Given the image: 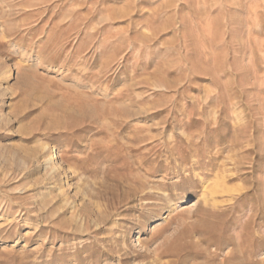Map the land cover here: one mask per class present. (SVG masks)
<instances>
[{"label": "rangeland", "instance_id": "1", "mask_svg": "<svg viewBox=\"0 0 264 264\" xmlns=\"http://www.w3.org/2000/svg\"><path fill=\"white\" fill-rule=\"evenodd\" d=\"M95 262L264 264V0H0V264Z\"/></svg>", "mask_w": 264, "mask_h": 264}, {"label": "bare ground", "instance_id": "2", "mask_svg": "<svg viewBox=\"0 0 264 264\" xmlns=\"http://www.w3.org/2000/svg\"><path fill=\"white\" fill-rule=\"evenodd\" d=\"M8 70H9V68H8ZM56 155L55 154H51L49 157H48V160H50V161H52L53 163H54V165L55 166H58V167H61L60 166V164L58 163V161H56ZM56 168V167H55ZM57 169V168H56ZM137 183H138V185L137 186H135V187H133V188H131V190L130 191H133V193L134 194H136V193H139V194H141V197H145V198H150V197H152V196H155V197H158L160 194L158 193H150L151 191H149V192H146L145 191V187L143 188V186H144V184H142L141 183V180L140 179H138L137 180ZM214 189V188H213ZM215 189H216V187H215ZM215 189H214V191H215ZM218 189V188H217ZM216 189V190H217ZM145 191V192H144ZM204 191H207V190H204ZM154 192V191H153ZM163 192H165V191H163ZM212 195L214 194V193H211ZM202 195V194H201ZM163 196H165V198L166 199H168V203L169 202H171V200L175 197L174 195H172L171 194V198H168V193H165V194H163ZM174 196V197H173ZM207 196H208V194H207ZM212 198V197H211ZM210 198V199H211ZM199 199H200V197H199ZM213 199V198H212ZM201 200H203V199H201ZM207 201V200H206ZM209 201V200H208ZM195 202V201H194ZM197 202V201H196ZM198 202H199V200H198ZM216 202V201H215ZM220 202V201H219ZM149 202H147V204H148ZM204 203H205V201H204ZM207 203V202H206ZM212 203V202H211ZM193 204H195V203H193ZM216 204H218V203H216ZM213 205V204H212ZM217 206V205H216ZM206 207H207V205H206ZM209 207V206H208ZM208 207H207V209H208ZM215 208V207H214ZM212 209H213V207H212ZM206 211V210H205ZM211 211V210H210ZM217 211V209H215V212ZM219 211V210H218ZM208 212H209V209H208ZM208 212L207 213H205V214H208ZM182 213H184V212H182ZM219 213H220V211H219ZM178 214H180V213H178ZM204 214V215H205ZM211 214V213H210ZM208 216V215H207ZM177 217H178V215H177ZM204 217H206V215L204 216ZM179 218V217H178ZM208 218V217H207ZM181 220V219H180ZM186 220V219H185ZM185 220L183 221L182 220V222L181 221H179V222H181V223H183V222H185ZM215 223V222H214ZM209 224V223H208ZM183 226V225H182ZM185 226H186V224H185ZM189 226H191V225H189ZM204 226V225H203ZM203 226L201 227L202 229H203ZM208 226V225H207ZM210 226V225H209ZM206 227V226H205ZM187 228V227H186ZM185 228V229H186ZM86 229L88 230L89 229V227L87 226L86 227ZM200 229V228H199ZM187 230V229H186ZM209 230V229H208ZM178 231V230H177ZM185 231V230H184ZM191 231H193V230H191ZM202 231V230H201ZM189 232V231H188ZM211 232H212V230H211ZM187 233V232H186ZM202 233L203 232H201V235H202ZM180 235H182V234H180ZM189 236H190V234H189ZM204 236V235H203ZM180 237V236H179ZM186 237H188V236H186ZM192 237V236H191ZM152 238V237H151ZM182 238H184L183 236H182ZM205 238V237H204ZM209 238V237H208ZM186 239V238H185ZM168 240H169V237L168 236H166V237H164V241L166 242V245H167V242H168ZM178 240V239H177ZM206 240V239H205ZM210 240V239H209ZM197 241V240H196ZM195 241V242H196ZM198 241H201V240H198ZM136 242H138L141 246H142V248H145V250H144V252H139V253H137V256L139 255V256H145L146 254H148L149 256H151L152 254L153 255H155V256H160V255H162L163 253H165V255L166 254H168V248L166 249L165 247H167L166 245H161V246H158V247H156L153 251H150L149 250V247H148V242L149 241H141L139 238H136ZM173 242V241H172ZM178 242V241H177ZM205 242V241H204ZM207 242V241H206ZM181 244H182V242H180ZM175 244V243H174ZM189 244V243H188ZM187 244V245H188ZM191 244V243H190ZM206 245H207V243H206ZM164 246V249H162V247ZM185 245H183V247H184ZM199 246V245H198ZM174 247H176L175 245H174ZM182 247V246H181ZM192 247H193V244H192ZM191 247V248H192ZM171 248H173V245L171 246ZM195 248V247H194ZM162 249V250H161ZM183 249H185V248H183ZM183 249H180V251L181 250H183ZM170 250V249H169ZM195 250H197V249H195ZM146 251H148V253L146 252ZM161 251H163L162 252V254H160V252ZM173 252V251H172ZM175 252V251H174ZM183 252V251H182ZM184 252H186L185 250H184ZM181 253V252H180ZM182 254V253H181ZM164 255V254H163ZM169 255V254H168ZM191 256V255H190ZM228 258V257H227ZM230 258V257H229ZM120 259V258H119ZM229 260V259H228ZM226 261V260H225ZM120 262V261H119ZM230 262H231V260H230ZM230 262H228V263H230ZM225 263V262H224ZM237 263V262H236ZM95 264H99L98 262H95Z\"/></svg>", "mask_w": 264, "mask_h": 264}]
</instances>
